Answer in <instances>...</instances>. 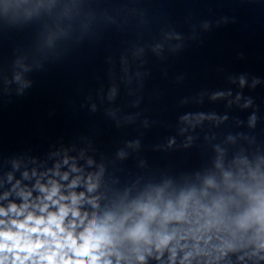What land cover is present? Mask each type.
Listing matches in <instances>:
<instances>
[{
    "label": "clouds",
    "instance_id": "9594fccd",
    "mask_svg": "<svg viewBox=\"0 0 264 264\" xmlns=\"http://www.w3.org/2000/svg\"><path fill=\"white\" fill-rule=\"evenodd\" d=\"M40 191L43 193L41 203L36 205L40 215L34 212L24 215L28 204L19 209L14 204L7 210L0 208V216H7L9 212L23 216L22 220L11 221L15 232L0 228V264H8L9 261L10 264H26L27 261L32 264H98L99 257L94 251L108 239L107 230L93 222L77 234L75 218L80 215L79 211L61 203L69 198L59 195V186L55 183L51 188L40 186ZM70 199L72 206L79 202L76 195ZM50 208L55 211H50ZM70 213L74 219L66 224ZM5 223L0 220V225ZM135 234H142V227H138ZM9 253L10 256L5 255Z\"/></svg>",
    "mask_w": 264,
    "mask_h": 264
}]
</instances>
